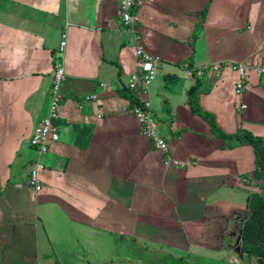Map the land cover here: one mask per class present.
Here are the masks:
<instances>
[{"label":"crops","instance_id":"0c3cea01","mask_svg":"<svg viewBox=\"0 0 264 264\" xmlns=\"http://www.w3.org/2000/svg\"><path fill=\"white\" fill-rule=\"evenodd\" d=\"M119 1L0 0V264L243 263L249 195L264 199V181L252 177L251 146L212 137L187 91L199 80V107L223 133L264 144V85L250 75L239 97L224 67L264 64V0H143L125 28ZM63 33L58 140L40 155L29 140L48 112ZM138 43L162 59L148 100L165 154L125 97L136 99L127 84L145 68ZM37 162L39 192L29 185ZM116 246L123 255L108 259Z\"/></svg>","mask_w":264,"mask_h":264},{"label":"built area","instance_id":"2783aa9c","mask_svg":"<svg viewBox=\"0 0 264 264\" xmlns=\"http://www.w3.org/2000/svg\"><path fill=\"white\" fill-rule=\"evenodd\" d=\"M142 3L143 0L119 1L121 25L124 28L127 26H133L138 22V16L135 12H133V10L134 8L141 6ZM66 42L67 35L66 33H63L60 37L59 48L53 59V76L50 87L48 112L46 117L43 118L34 128L29 140L30 146L40 155L45 154L48 147L58 140V128L56 126V122L60 117L59 110L62 102L60 89L63 81L65 80L63 54ZM134 56L145 65V68L143 69L140 77L135 74H131L127 84L128 90L136 96V103L131 107V113L139 124L140 133L150 139L156 149L165 154L168 152V144L165 140H163V138L158 136L156 132L152 115V107L150 101L148 100L149 87L156 78L157 70L162 62V59L158 55L145 51L144 47L139 43L134 47ZM224 67H227L237 73L238 81L235 84V94L239 97H241L244 93L250 75L258 78L264 85V64L250 66L245 62H229L225 64ZM198 74L201 75L202 72H199ZM96 98V95L86 96L83 98V102L86 103L96 100ZM241 108L244 109L245 105H242ZM169 160L170 159L168 158L166 164L169 163ZM172 163L174 165H178L177 161H173ZM40 168H42V165L37 162L35 170L31 171L29 177V185L35 190V192H39L41 190V185L37 175V171Z\"/></svg>","mask_w":264,"mask_h":264},{"label":"trees","instance_id":"16d2710c","mask_svg":"<svg viewBox=\"0 0 264 264\" xmlns=\"http://www.w3.org/2000/svg\"><path fill=\"white\" fill-rule=\"evenodd\" d=\"M200 81L187 91L190 111L193 115L201 117L210 127L212 137L221 139L230 144L250 145L255 155V169L252 177L258 181H264V144L259 136L244 129H239L234 134H225L217 126L212 114L203 111L199 107ZM123 95V93H120ZM131 106L136 99L130 92L125 94ZM249 216L244 221L240 236V251L249 258L258 260L264 264V199L256 194L249 195Z\"/></svg>","mask_w":264,"mask_h":264},{"label":"rangeland","instance_id":"374dc122","mask_svg":"<svg viewBox=\"0 0 264 264\" xmlns=\"http://www.w3.org/2000/svg\"><path fill=\"white\" fill-rule=\"evenodd\" d=\"M41 237V236H40ZM45 238L44 237H41V240L43 241ZM47 241V240H46ZM51 242H52V245H49L48 243H46L47 244V250H46V253L48 252H50V254H52V256H54L52 259L54 260V261H56L55 260V257L56 256H58V258L60 257V249L58 248V245H57V241L54 239V240H51ZM53 246V249L51 248ZM114 248V247H113ZM112 247L107 251V248H104V250L107 252V257H108V259H114V255H119V256H122L123 255V253H122V249H118L117 248V246H116V248L115 249H113ZM113 252H115L114 253V255H113ZM56 255H54V254ZM141 258H143V260H147V261H153V262H155L156 261V259H160V260H163V261H166V255H164V254H161V256L160 255H155L154 256V254H146L145 252H143V253H137ZM51 256V257H52ZM132 256H137V255H135V254H132ZM245 256V258L246 259H244V262L243 263H239L238 261H236L235 262V264H252V262L254 261V259H250L248 256H246V255H244ZM105 257L106 256H104V258L103 259H105ZM168 258H170V259H172L171 258V256H168ZM52 260V261H53ZM53 261V262H54ZM74 262V261H73ZM143 264V263H142Z\"/></svg>","mask_w":264,"mask_h":264}]
</instances>
